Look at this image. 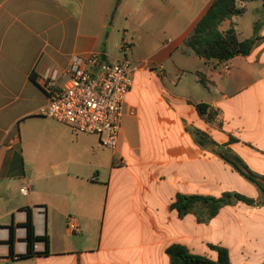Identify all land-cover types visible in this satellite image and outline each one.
<instances>
[{
	"label": "crops",
	"instance_id": "0c3cea01",
	"mask_svg": "<svg viewBox=\"0 0 264 264\" xmlns=\"http://www.w3.org/2000/svg\"><path fill=\"white\" fill-rule=\"evenodd\" d=\"M212 1L161 40L129 23L143 3L159 9L156 0H122L115 10L116 0H0V264H169L171 244L213 260L209 245H217L228 250L230 264H264V206L233 201L205 222L170 207L177 194L260 197L220 158L221 149L264 178V0L240 4L243 13L219 25L221 32L233 26L243 40L259 22L251 52L224 62L184 44ZM161 2L169 11L170 0ZM160 30L169 35L171 24ZM145 34L153 48L135 57ZM124 44L125 55L144 67L132 73L115 151L97 135L38 114L48 102L40 85L46 70H57L61 84L73 56L115 62ZM196 130L209 143L199 145ZM28 212L38 237L31 256ZM68 217L78 233L67 231Z\"/></svg>",
	"mask_w": 264,
	"mask_h": 264
},
{
	"label": "built area",
	"instance_id": "2783aa9c",
	"mask_svg": "<svg viewBox=\"0 0 264 264\" xmlns=\"http://www.w3.org/2000/svg\"><path fill=\"white\" fill-rule=\"evenodd\" d=\"M125 46H121L123 58L115 62L98 55L73 56L61 84L57 70H46L40 85L48 95V102L39 108L38 114L77 132L97 135L103 146L115 151L126 95L133 83L132 73L144 67L125 55ZM128 114L134 116L136 110L129 109ZM66 229L70 234L78 233L77 220L68 217Z\"/></svg>",
	"mask_w": 264,
	"mask_h": 264
},
{
	"label": "trees",
	"instance_id": "16d2710c",
	"mask_svg": "<svg viewBox=\"0 0 264 264\" xmlns=\"http://www.w3.org/2000/svg\"><path fill=\"white\" fill-rule=\"evenodd\" d=\"M122 0H116L115 8ZM256 0H213L205 14L199 19L192 32L186 38L185 46L191 48L194 53L206 60H216L217 62L227 61L235 56L248 55L256 40L258 24L254 23V34L250 38L239 40L233 26L224 32H221L218 27L227 19L238 16L243 13L244 9L239 8L240 4ZM264 11V2L262 5ZM264 13V12H263ZM202 83L206 82L205 76L197 72ZM196 109L200 114H205L207 106L198 104ZM214 113H208L207 119H213ZM197 143L201 146L209 143L205 134L195 131ZM224 162L230 164L232 168L242 175L249 182L256 185L260 192V197L256 200L248 198L239 193L224 192L220 196H204V195H183L177 194L175 200L171 203V209L175 210L180 218L187 214H194L199 222H205L213 218L219 209L225 205L231 204L233 201H242L252 206H264V178L252 172L247 165L236 155L229 153L227 150H222L218 153ZM26 228V243L27 254H34V243L38 237L34 234L31 214L28 212L27 220L24 224ZM13 229L9 230V246L12 251ZM210 249L217 254L215 260L191 253L185 246L180 244H171L166 248V254L169 257V264H230L228 250L217 245H209Z\"/></svg>",
	"mask_w": 264,
	"mask_h": 264
},
{
	"label": "rangeland",
	"instance_id": "374dc122",
	"mask_svg": "<svg viewBox=\"0 0 264 264\" xmlns=\"http://www.w3.org/2000/svg\"><path fill=\"white\" fill-rule=\"evenodd\" d=\"M158 1V5L163 7L162 0ZM184 0H170V10L163 12L161 11V7L158 9L156 6L148 7L147 3H143V5L138 9H133V13L129 14V23L135 30H139L138 27H142V29L148 30L149 33H153L154 36L157 38L167 39L168 37L173 36V31L179 29L180 26L186 24L190 20H192L196 16V10L198 6L203 3L205 0H192V4L190 8H183ZM154 3H148V5H154ZM251 16V15H249ZM124 22V19H121ZM171 24L172 31L169 35H162L161 27L163 24ZM122 32V31H120ZM141 32V31H138ZM146 35V34H145ZM143 35L142 38L136 43L137 47L134 49V56L138 58H143L147 56L152 48L153 45L150 42L146 41L147 35ZM150 39V38H149ZM156 40V39H155ZM120 38L116 40L115 45V52H118L117 48L120 43ZM135 44H133L134 46ZM117 47V48H116ZM129 57H132L129 54Z\"/></svg>",
	"mask_w": 264,
	"mask_h": 264
}]
</instances>
